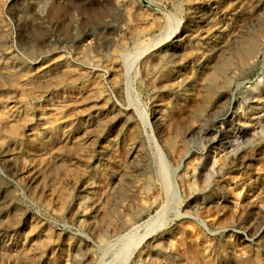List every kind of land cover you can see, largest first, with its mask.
<instances>
[{"label":"rangeland","instance_id":"obj_1","mask_svg":"<svg viewBox=\"0 0 264 264\" xmlns=\"http://www.w3.org/2000/svg\"><path fill=\"white\" fill-rule=\"evenodd\" d=\"M0 264H264V0H0Z\"/></svg>","mask_w":264,"mask_h":264},{"label":"bare ground","instance_id":"obj_2","mask_svg":"<svg viewBox=\"0 0 264 264\" xmlns=\"http://www.w3.org/2000/svg\"><path fill=\"white\" fill-rule=\"evenodd\" d=\"M253 48L254 47V43H251L250 46H245L242 51V54L245 56V55H248L249 53H251V50H254ZM244 132L241 131V130H238V131H234L233 134L230 136V135H227L226 136V139L228 140V143H232L234 141V138L236 139H241L242 137H244ZM233 138V139H232ZM148 233L146 234H143V235H140V236H136L135 238H133L132 240H130V243H129V249H132L134 246H136L143 237H145Z\"/></svg>","mask_w":264,"mask_h":264}]
</instances>
